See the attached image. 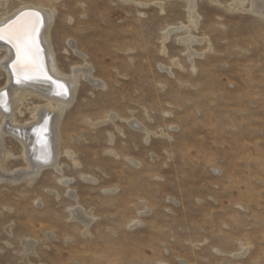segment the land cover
I'll use <instances>...</instances> for the list:
<instances>
[{"label": "rangeland", "instance_id": "374dc122", "mask_svg": "<svg viewBox=\"0 0 264 264\" xmlns=\"http://www.w3.org/2000/svg\"><path fill=\"white\" fill-rule=\"evenodd\" d=\"M233 1L195 0L196 26L165 36L191 25L187 0H0V17L50 8L59 68L87 61L101 85L78 75L55 165L0 179V264L23 262V241L27 264H264V16ZM3 143L5 171L25 169Z\"/></svg>", "mask_w": 264, "mask_h": 264}, {"label": "bare ground", "instance_id": "6f19581e", "mask_svg": "<svg viewBox=\"0 0 264 264\" xmlns=\"http://www.w3.org/2000/svg\"><path fill=\"white\" fill-rule=\"evenodd\" d=\"M194 1L187 0L188 11L193 19V21L192 19L189 20L191 25L169 29L165 32V36L178 28L187 30L189 26H196L198 17L195 16ZM233 2L241 8L243 0H234ZM250 2L248 11L264 16V0H250ZM34 13H39L40 16L35 44L31 52L27 54L29 62L18 64L17 48L13 42H10L9 33L30 26L31 20L34 19ZM53 21V11L35 3H24L11 13L0 17V32L3 33V39H0V53L3 52L4 54L0 58V72H4L6 75V84L0 88V179L32 180L37 178L44 169L55 165L59 147V137H57L56 131L63 113L74 99L78 75L82 74L94 85H100L99 81L91 79V67L85 60V65L80 68L74 67L69 74L59 68L57 52L55 45H53L51 29ZM196 40L187 36L180 39L188 50L189 45ZM66 44L64 48L66 53L70 51L69 49L75 50V43L69 38L66 39ZM187 54L191 58L195 51L189 50ZM21 55L24 54L21 53ZM174 63L176 64V62ZM30 98L41 99L44 103L30 108L31 121L25 125L14 123L13 112L15 110L21 112L20 105L25 99ZM128 124L135 131L143 132L146 136L149 135V130L136 120H129ZM7 134L13 136L22 146L21 153L27 162V167L19 171L21 173L18 170H13L11 173L5 171L4 160L10 154L3 147V139ZM70 195L74 196L73 194ZM70 214L73 218L82 221L85 228L91 220L79 205L71 209ZM23 242L27 243L25 247L27 245L28 250L23 253L24 261L20 264H27L29 262L28 253L32 252L33 242Z\"/></svg>", "mask_w": 264, "mask_h": 264}, {"label": "snow or ice", "instance_id": "6c2138e0", "mask_svg": "<svg viewBox=\"0 0 264 264\" xmlns=\"http://www.w3.org/2000/svg\"><path fill=\"white\" fill-rule=\"evenodd\" d=\"M40 23L39 13H34V19L31 20L30 26L24 27L20 30H13L9 33V40L13 42L17 48L18 64H24L28 61L27 54L31 52L33 45L35 44V35L38 31V25ZM0 39H3V33L0 32ZM23 53L24 55H21ZM63 87L62 85H58Z\"/></svg>", "mask_w": 264, "mask_h": 264}]
</instances>
